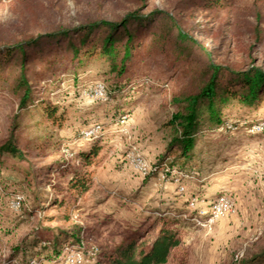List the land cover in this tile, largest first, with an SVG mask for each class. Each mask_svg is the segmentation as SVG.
<instances>
[{"label":"rangeland","instance_id":"obj_1","mask_svg":"<svg viewBox=\"0 0 264 264\" xmlns=\"http://www.w3.org/2000/svg\"><path fill=\"white\" fill-rule=\"evenodd\" d=\"M148 1L150 8L145 12L172 7V0ZM138 7L137 0H2L0 25L30 35L47 31L54 22L69 24L98 15L117 19ZM257 9L263 15L260 41L255 37ZM182 18L205 26V32L198 29L194 34L214 50L220 63L240 68L256 59V65L264 68V2L232 0L225 12L189 10ZM104 70L102 63L94 61L65 75L35 81L36 86H45L41 98L59 106L58 116L63 117L61 127L53 128L49 160L64 158L71 171L65 176L54 173L51 182L64 187L73 170H83L90 173L93 183L81 198L68 197L67 206L48 205L46 213L54 220L39 225L40 212L32 214L33 192L24 173L29 162L41 165L36 147L40 142L30 148L25 144L26 139L44 134V122L35 109H29L17 134L23 138L22 148L28 149L30 161L0 156V264H78L71 263V258L80 260L79 264H94L97 252L103 256L139 234L148 237L149 226L161 215L177 220L188 252L187 264H233L244 254L251 258L258 253L264 247V133L251 132L250 124L264 122V105L249 109L235 103L227 107L225 125L203 129L200 134L199 146L206 148L203 161L185 169L177 180L176 173L168 176L154 168L166 148V124L176 110L172 97L183 81L165 71L163 64H142L125 78L123 92L116 99L102 100L88 90L99 84L106 87ZM17 108L7 85L0 82V144L8 137ZM98 125L95 134H88ZM95 146L98 151L93 163L83 165L80 154ZM133 152L148 162L151 169L147 173L136 169ZM180 185L185 186L183 193ZM45 186L44 196L63 200L67 194L65 190L57 193L46 182ZM220 194L231 196L237 212L211 224L197 223L192 197L199 199L196 207L205 208ZM17 195L24 198L18 209L12 205ZM65 212L71 221L62 220ZM76 225L83 227L84 245L90 248L86 259L79 246L71 245L75 244L72 239L64 241L67 247L61 254L53 251V245L38 243L55 237L46 228L71 230Z\"/></svg>","mask_w":264,"mask_h":264},{"label":"trees","instance_id":"obj_2","mask_svg":"<svg viewBox=\"0 0 264 264\" xmlns=\"http://www.w3.org/2000/svg\"><path fill=\"white\" fill-rule=\"evenodd\" d=\"M137 1L138 8L126 11L117 19L98 15L88 20L76 19L69 24L54 22L47 31L37 34L27 35L23 30L13 33L10 28L5 29L4 24L0 25V82L7 85L18 103L8 137L0 144V156L30 161L28 149L22 148L23 138L17 133L23 128L22 117L29 109H35L43 119L40 122H44V134L26 139L25 147L30 148L34 142H40L36 147L42 160L40 166L29 162L24 177L31 182V210L32 214L40 212L39 225L54 220L46 213L48 205L67 206L68 197L75 195L76 199L81 198L91 190L93 182L90 173L83 170H73L64 187L51 182L54 173L65 176L71 171L64 158L49 160L53 128L61 127L63 117L58 116L59 106L41 98L45 86H36L35 81L62 76L71 69L85 68L97 61L105 66L108 99H116L123 92L125 78L142 64H163L165 71L183 83L172 97L176 110L166 124L169 135L166 148L155 164V172L164 171L168 176L176 173L175 177L179 179H182L185 169L203 161L206 148L205 145L199 146L202 141L200 134L206 128L224 126L227 107L235 103L249 109L264 105V68L256 65V59L240 68L220 63L214 50L194 34L198 29L205 32V26L200 21L186 23L182 18L189 10L225 12L232 0H172L170 9L154 7L148 12L145 10L150 8L149 1ZM254 2L261 5L264 0ZM262 16L257 9L255 37L258 41L262 35L259 30ZM96 147L80 154L79 160L83 165L93 163V156L98 151ZM46 158L49 161L43 160ZM45 182L57 193L65 190V198L59 200L56 196H44ZM62 220L71 221L70 214L63 213ZM177 223L176 219L161 215L149 226L148 237L139 234L103 256L97 252L94 264H187L188 252ZM46 229L56 233L55 237L52 240L40 239L38 243L53 245V251L61 254L67 247L63 246L64 241L72 239L75 244L71 245L79 246L82 257L86 259L90 248L84 245L82 226L76 225L71 230L63 227ZM251 255L249 258L244 254L233 264L264 261V247Z\"/></svg>","mask_w":264,"mask_h":264},{"label":"built area","instance_id":"obj_3","mask_svg":"<svg viewBox=\"0 0 264 264\" xmlns=\"http://www.w3.org/2000/svg\"><path fill=\"white\" fill-rule=\"evenodd\" d=\"M88 93L95 98H99L102 100L108 99V92L106 90V87L102 84L95 86L93 89L90 88L88 90ZM96 129H100V126L98 125L97 128H93V130H90L88 134H95V132H97ZM250 131L253 133H264V122H257L252 124ZM131 155L132 162L134 163L137 170L143 173H147L151 169L148 162L141 154L133 152ZM156 170L157 167L154 168V171ZM262 179V186L264 191V170L262 172ZM177 180H179V178ZM179 191L183 193L185 191V186L180 185ZM23 201L24 198L20 195H17L14 198L12 205L13 207L18 209L22 206ZM190 203L192 204V206H194V210H197V216L195 217V220L201 225L211 224L219 218L225 217L230 214H235L237 212V206L231 196L228 194H220L215 200L208 202L205 208H198L195 206L199 203V199L195 196L192 197V201ZM69 261H71V263H80V260H78L77 258H71Z\"/></svg>","mask_w":264,"mask_h":264}]
</instances>
